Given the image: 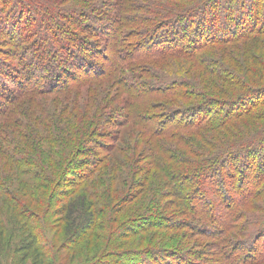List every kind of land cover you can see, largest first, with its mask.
<instances>
[{
	"label": "trees",
	"instance_id": "trees-1",
	"mask_svg": "<svg viewBox=\"0 0 264 264\" xmlns=\"http://www.w3.org/2000/svg\"><path fill=\"white\" fill-rule=\"evenodd\" d=\"M63 3L0 0L3 159L51 197L120 193L118 210L157 183L120 234L189 236L114 264H264V0ZM191 235L212 248L188 249ZM34 245L18 247L36 263Z\"/></svg>",
	"mask_w": 264,
	"mask_h": 264
},
{
	"label": "rangeland",
	"instance_id": "rangeland-1",
	"mask_svg": "<svg viewBox=\"0 0 264 264\" xmlns=\"http://www.w3.org/2000/svg\"><path fill=\"white\" fill-rule=\"evenodd\" d=\"M60 1L69 4V0ZM1 21L0 56H6L10 46L1 41L10 28V21ZM12 23L13 27L20 24L17 21ZM11 30L15 37L14 31L18 33L24 29ZM87 184L76 187L74 192L68 185H63L51 197L52 191L45 178L18 176L0 155V234L3 241L0 244V264H114V258L108 255L111 251L170 249L182 239V233L187 234L169 233L162 238L164 234L147 233L125 239L119 226L125 227L124 223L137 218L141 210H149L153 197L154 201L158 200L161 193L155 192L157 183L151 186L148 183L134 204L119 210L114 206L120 193L112 190L108 198V194L102 192L103 186L91 185L87 190ZM21 205L31 218H21L18 214ZM110 208L114 210L108 220ZM254 214L258 213L255 211ZM22 238L35 241L36 263L31 253L22 257L18 247ZM207 246H212L209 239L191 235L187 241L188 249L195 252L205 250Z\"/></svg>",
	"mask_w": 264,
	"mask_h": 264
}]
</instances>
